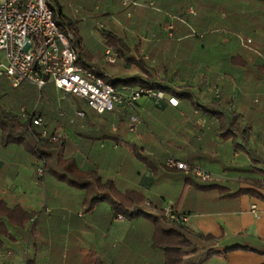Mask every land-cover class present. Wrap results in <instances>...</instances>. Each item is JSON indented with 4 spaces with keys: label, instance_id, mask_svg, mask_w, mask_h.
<instances>
[{
    "label": "crops",
    "instance_id": "crops-1",
    "mask_svg": "<svg viewBox=\"0 0 264 264\" xmlns=\"http://www.w3.org/2000/svg\"><path fill=\"white\" fill-rule=\"evenodd\" d=\"M125 1L127 0H124V4ZM137 1L141 6L147 3V0ZM79 2L75 15L80 8L85 7L82 1ZM191 7L190 14L203 18L207 30L213 25L223 28L218 39L210 41L208 48L211 55L237 52L251 60L255 66L264 60V0H195ZM158 12L151 13L153 27L126 29L127 42L133 46L136 34L144 42L159 38L172 39L177 32L175 16L161 15ZM83 16V21L90 19L88 15ZM115 23L120 24L118 21ZM109 24L107 29H116L114 24ZM149 31L154 32L153 38L145 35ZM243 41L247 45L249 43V46ZM141 48L142 53H145V46L142 45ZM177 61L170 60L169 71L166 73L160 70V77L169 80L176 88L192 87L190 89L198 101L210 108V112L192 111L176 95L174 96L179 99L177 107L165 100L156 103L153 98L143 95L135 104L136 112L144 119L136 133L128 131L126 116L122 112H107L104 116H108V122L102 118L90 120L84 109L85 117L77 118L75 122L78 124L74 128L67 127L65 121L60 122L59 130H50L46 122L45 128L50 132L65 133L66 139L59 150L62 159L74 155L81 168L98 170L103 179H113L121 192L132 186L143 189L147 196L146 203L150 202L153 206L150 208L145 205L150 212L158 213L159 209L176 204L179 212L187 215L188 220L184 223L189 228L216 238L215 248L223 250L233 244L229 242L264 241V200L248 195L237 200L221 199L218 194L195 188L185 181L181 171L154 174L149 167H144L133 157L131 148L135 144L151 154L170 144L177 151L168 156L173 155L186 162L183 158H190L193 153L201 152L206 158L205 165L199 166L212 172L207 166L220 161V147L223 142L230 141L211 134V142L207 141L205 147L191 142L193 136L202 140L210 135L208 131L216 122L212 118L210 104L200 99L198 92L203 90L201 85H204L214 93L215 88L219 87L222 95L223 82L232 78L240 86V94L230 100L236 101L235 112L230 113L223 107L220 110L229 117L234 113L239 114L240 131L249 127L248 146L254 159L258 161H253L245 152H236L245 153L252 163L264 166V77H259L249 66L240 67V72L235 77L225 76L223 70L214 76L217 68L206 62L201 66L193 65L189 74L182 72L184 66L176 73L179 68ZM102 62H105L104 58L99 63ZM125 65L136 70L133 75L140 74L133 64ZM106 70L107 68L104 72L109 76L127 75L119 72L110 75ZM198 85L199 91H195ZM56 91L58 97L60 91L57 88ZM66 97L57 99L59 107ZM142 98L147 99L145 103L140 102ZM77 110L82 109L76 108L75 113ZM59 114L69 117V113L62 109H59ZM119 121L122 122L121 125ZM116 131L120 133V138L102 139ZM36 166V162H22L15 153L10 155L0 149V200L8 208L19 206L33 214L24 226L9 224L7 233H0V264H164L166 256L174 264H181L192 255V251L176 255L165 254L153 243V225L150 221L144 218L128 219L124 214V219H118L109 201L94 200L100 194L94 184L81 187L51 174L44 175L40 180L36 174ZM138 168L142 170L139 173ZM256 175L253 176L262 177ZM229 186L232 189L238 187ZM260 190L264 193V189ZM252 205L256 206L258 216L252 212ZM71 210L75 214L70 213ZM29 222L34 223L30 237ZM17 255H20V260ZM201 264H264V254L247 250L221 252Z\"/></svg>",
    "mask_w": 264,
    "mask_h": 264
},
{
    "label": "trees",
    "instance_id": "trees-1",
    "mask_svg": "<svg viewBox=\"0 0 264 264\" xmlns=\"http://www.w3.org/2000/svg\"><path fill=\"white\" fill-rule=\"evenodd\" d=\"M73 1L76 5L80 3L79 0ZM80 1L85 7L80 8L79 13L88 15L90 20L95 22V27L101 30L104 36V43L98 57L84 47V41L81 36L83 19L79 18L78 15L77 18L73 17V19L71 16L63 14L62 5L59 6V12L61 18L66 22V26L74 34L73 45L81 50L80 63L85 66H95L97 73L103 76L107 83L115 86L139 85L155 90H163L168 94L178 96L183 104H186L192 111L198 110L201 113H206L210 112V108L201 104L189 87L176 88L169 80H163L160 77V70L166 73L169 71L170 65L168 62L170 60H179L177 61L179 68L176 73L181 71V67L184 66L182 72L189 74L193 65L201 66L202 63L206 62V64H212L217 68L214 76L223 70L225 76L235 77L240 72V67L249 66L259 77H264V60L258 62L255 66L251 60L245 59L237 52L224 53L220 56L211 55L212 53L208 48L210 41L217 40L218 36L222 34L223 28L220 25H213L207 30L205 28L206 22L203 18L190 14L189 11L195 0H147L145 6L139 5L137 0H127L129 1L128 4H124V0ZM158 9L160 10L159 12L157 11ZM157 12L161 15L171 14L175 16V25L177 26L175 36L172 39L159 38L144 42L141 36L136 34V43L133 46L128 43L126 29L132 30V28H135L139 30L149 26L153 27L154 23L151 13ZM118 17L122 19L120 24L115 23V18ZM99 20L114 24L116 29L100 28L96 24ZM58 25L62 27L61 22H58ZM120 30H123V32ZM142 45L145 46V53L141 51ZM107 46L112 47L118 54L117 61L113 64L108 62L99 63V60L104 58V51ZM119 62L124 65L133 64L139 69L140 74L123 77L105 74L104 71L108 66L117 65ZM31 86L33 87L34 85L23 83L18 87H14L7 77L0 76V149L7 151L10 155L15 153L16 157L22 162H36L37 175H39L37 173L38 168L42 167L45 170L44 175H55L59 179L68 180L74 185L86 187L94 184L100 192L94 200L109 201L116 214L122 213L128 219L144 218L150 221L153 225V243L163 250L165 254L176 255L184 251H192V255L181 264H201L215 254L234 250H247L264 254V241L260 240L233 243L224 247L223 250L217 249L215 248L216 238L213 235L197 233L189 228L186 223L170 221L166 218L163 208L159 209L158 213L148 211L145 206L147 196L143 189L132 186L125 192H121L113 179H103L102 175H99L98 170L91 171L81 168L74 155L62 159L59 150L66 137L55 141L48 137H43V127L36 125L34 118L42 117L50 130H59V124L62 121H65L67 127L74 128L78 124L75 122L76 119L71 118L74 115V107L78 106L81 109V103H85L78 97L68 94L61 107H59L54 84H48L41 91L35 87L32 89ZM36 90H38L37 95ZM59 109L67 111L69 117L61 116ZM211 110L212 118L216 122L212 125L211 130L208 131L210 135L202 140H199L197 136H193L191 137V142L205 147L208 142H211V134L216 135L224 141H230L235 151L245 152L253 161H258V159H254L248 146L249 127H245L240 131V124H238L239 114L234 113L232 117H229L218 107L211 108ZM106 114L108 113L103 115ZM121 123L119 121L120 125ZM111 137L120 138V133L116 131L114 134H109V136H103L102 139ZM131 150L134 159L144 167H149L154 174L163 171H181L185 181L193 184L198 190L204 192L215 191L221 199L237 200L243 195H248L264 200V193L260 190L264 189V166L258 163L254 162L251 165V171L262 177L247 176L245 181L249 186H238L236 189H232L220 178L214 177L210 180L202 181L192 173L167 167L166 159L168 154L177 151L170 144L154 151V154L147 152L143 147L136 144L132 146ZM210 154H212V151ZM205 158V155L199 152L193 153L190 158L185 157L183 159L191 166H203L205 165ZM44 175H39V179L44 178ZM149 207H153L151 203ZM175 209L179 212L176 207ZM32 215V213L23 210L19 206L8 208L0 200V233H7L9 224L19 227L24 226ZM164 264H174V262L166 256Z\"/></svg>",
    "mask_w": 264,
    "mask_h": 264
},
{
    "label": "built area",
    "instance_id": "built-area-1",
    "mask_svg": "<svg viewBox=\"0 0 264 264\" xmlns=\"http://www.w3.org/2000/svg\"><path fill=\"white\" fill-rule=\"evenodd\" d=\"M73 40L74 34L58 25L47 0H0V76L7 77L14 87L29 82L41 91L48 84H54L64 97L72 94L99 114L122 112L130 133H136L144 123L135 110L136 102L143 95L153 98L156 103L165 100L173 107L179 105L176 96L167 95L163 90L123 88L107 83L95 66L80 63L81 50L73 45ZM117 58L112 47L105 48V62L113 64ZM214 91L216 97L221 96L219 87ZM76 115L84 118L85 112L77 110ZM34 123L43 127V137L52 141L65 137L64 132L50 133L42 117L34 118ZM166 166L192 173L202 181L214 178L209 170L191 166L173 155L167 157ZM44 171L42 167L38 168L40 176ZM146 204L150 206V202ZM252 212L258 216L255 205H252ZM164 214L176 223L188 220L187 215L176 211L173 205L166 206ZM116 216L124 219L123 214L117 213Z\"/></svg>",
    "mask_w": 264,
    "mask_h": 264
},
{
    "label": "rangeland",
    "instance_id": "rangeland-1",
    "mask_svg": "<svg viewBox=\"0 0 264 264\" xmlns=\"http://www.w3.org/2000/svg\"><path fill=\"white\" fill-rule=\"evenodd\" d=\"M47 1L52 6V8L54 10L56 21L61 22L62 28L66 29L67 31H71V30L69 29V27L66 26V22L61 18V15L59 12L60 11V7H59L60 5H62L63 14H66L67 16H71L72 18L73 17L77 18V15H78L79 18L85 19L83 15H80V14L75 15L74 14L75 10L76 9L78 10L79 6L76 5V3L73 0L72 1L71 0H47ZM115 19L119 23L120 22L122 23V19L120 17L115 18ZM97 25L100 28H104V29H107L110 27L109 23L107 24L105 21H102V20H99ZM145 35L149 38H153L154 32L149 31ZM81 36H82L83 41H84L83 44H84L85 49L88 50L89 52H92L96 57H98L101 50H102V46L104 43V36H103L101 30H99L95 27V22L90 21V19H87L86 21H84L82 23V27H81ZM129 39H131V37ZM245 45H247V44H245ZM247 46H249V43ZM99 61H101V59ZM106 71L110 75L114 74L115 72H119V73L127 74V75L131 76V75H133V73L136 70L133 68L131 69L129 65H127V67H126V65H123L122 63H118V65H116L114 67L108 66ZM198 82L202 83V81H198ZM27 83H29V82H25V84H27ZM201 86L203 88V90H201V91L198 90L199 85L197 87L195 86L196 89L194 87L193 88L195 89V91H199L198 93L200 95V99L206 100L208 102V104H210L211 108L218 107L220 109L223 107V108H226L230 113L235 112V106L234 105L236 104V101L230 102V100H232L234 97L236 98L240 94V86L236 80L229 78L227 81L225 80L223 82V86H222L223 93L220 96V98H218V99H217L215 93L211 92L209 87L204 86V85H201ZM33 87L31 86L32 89H33ZM35 88L37 89L36 86H35ZM190 88H192V87H190ZM37 92H38V90H36V95H37ZM59 98H64V94L62 92H60L58 94L57 99H59ZM146 100L147 99L142 98L140 100V102L145 103ZM81 107L87 112L88 118L90 120H97V119L102 118V119L107 120L109 122L108 116H104L102 114H99L97 111H95L94 109L89 107L86 103L85 104L81 103ZM76 108H78V106L74 107V115H73L74 119H77V117H78L75 114ZM138 112H140V110H138ZM198 127H199V125H198ZM219 154H220V161L211 163L210 165L207 166L212 171L215 178H220L222 181L228 183L229 185H231L233 187H237L240 185H247L248 184L245 181L247 176H251V175L257 176L256 174H254L251 171V165L253 164L252 160L249 159L247 154L236 152L230 142H228V143L223 142L222 143V145L220 147ZM137 171L141 172L142 170L140 168H138ZM206 192L210 193V194H217V192H215V191H206ZM89 199L91 200L92 197H90ZM70 213L75 214V212H73V210H71ZM33 224H34L33 222L28 223L29 229L31 228V226H33ZM31 235H32V228L30 229V231L28 233L29 237ZM229 243H234V242H229ZM17 257L19 258L20 255H17ZM18 260H20V258ZM16 264H21V263L18 262Z\"/></svg>",
    "mask_w": 264,
    "mask_h": 264
}]
</instances>
